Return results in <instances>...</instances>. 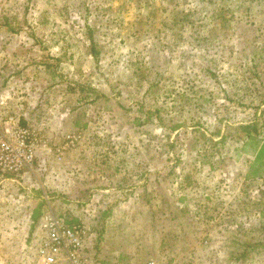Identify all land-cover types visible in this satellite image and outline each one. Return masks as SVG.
I'll use <instances>...</instances> for the list:
<instances>
[{
    "label": "rangeland",
    "instance_id": "1",
    "mask_svg": "<svg viewBox=\"0 0 264 264\" xmlns=\"http://www.w3.org/2000/svg\"><path fill=\"white\" fill-rule=\"evenodd\" d=\"M15 121L40 140L0 170V264L49 217L100 264H264V0H0Z\"/></svg>",
    "mask_w": 264,
    "mask_h": 264
},
{
    "label": "built area",
    "instance_id": "2",
    "mask_svg": "<svg viewBox=\"0 0 264 264\" xmlns=\"http://www.w3.org/2000/svg\"><path fill=\"white\" fill-rule=\"evenodd\" d=\"M40 138L27 127H0V170L18 172L34 158ZM45 235L34 249L32 264H100L88 254L86 240L89 229L85 224H68L62 217H49ZM135 264H156L153 258Z\"/></svg>",
    "mask_w": 264,
    "mask_h": 264
},
{
    "label": "trees",
    "instance_id": "3",
    "mask_svg": "<svg viewBox=\"0 0 264 264\" xmlns=\"http://www.w3.org/2000/svg\"><path fill=\"white\" fill-rule=\"evenodd\" d=\"M91 39V38H90ZM91 41V43H93L94 44V40H90ZM251 124H245V125H243V126H241V127H243V128H245V129H247V133L249 134V136L251 135L250 134V130L249 129H251ZM222 138H223V136H222ZM225 138V137H224Z\"/></svg>",
    "mask_w": 264,
    "mask_h": 264
},
{
    "label": "crops",
    "instance_id": "4",
    "mask_svg": "<svg viewBox=\"0 0 264 264\" xmlns=\"http://www.w3.org/2000/svg\"><path fill=\"white\" fill-rule=\"evenodd\" d=\"M14 233H16V232H14ZM14 233H13V236L15 235ZM26 235H27V234H26ZM10 236H12V235L10 234ZM25 240H26V242H27V238H25ZM25 240H24V241H25ZM26 242H23V243H22V246L25 247V246H26ZM14 243H15L14 239H13L11 242H9V244L11 245V247L14 245ZM13 248H14V247H13Z\"/></svg>",
    "mask_w": 264,
    "mask_h": 264
}]
</instances>
